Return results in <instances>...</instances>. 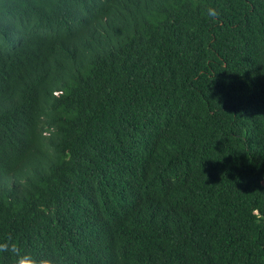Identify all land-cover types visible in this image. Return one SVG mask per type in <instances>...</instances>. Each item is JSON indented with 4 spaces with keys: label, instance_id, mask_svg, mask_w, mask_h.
<instances>
[{
    "label": "trees",
    "instance_id": "obj_1",
    "mask_svg": "<svg viewBox=\"0 0 264 264\" xmlns=\"http://www.w3.org/2000/svg\"><path fill=\"white\" fill-rule=\"evenodd\" d=\"M263 182L264 0H0V264H264Z\"/></svg>",
    "mask_w": 264,
    "mask_h": 264
},
{
    "label": "clouds",
    "instance_id": "obj_2",
    "mask_svg": "<svg viewBox=\"0 0 264 264\" xmlns=\"http://www.w3.org/2000/svg\"><path fill=\"white\" fill-rule=\"evenodd\" d=\"M209 15H211V16H214L215 15V12L214 11H209ZM264 183V182H263Z\"/></svg>",
    "mask_w": 264,
    "mask_h": 264
}]
</instances>
